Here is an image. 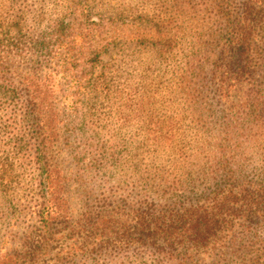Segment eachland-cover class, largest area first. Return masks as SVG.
Instances as JSON below:
<instances>
[{
    "label": "trees",
    "instance_id": "1",
    "mask_svg": "<svg viewBox=\"0 0 264 264\" xmlns=\"http://www.w3.org/2000/svg\"><path fill=\"white\" fill-rule=\"evenodd\" d=\"M163 1L158 20L130 23L121 13L106 31L90 22L93 36L106 37H92L75 63L86 56L96 68L106 49L139 42L166 61L186 43L184 95L201 108L193 146L157 120L155 94H131L108 66L98 78L77 77V90L93 94L46 93L50 65L68 64L67 50L54 48L63 39L48 45L42 35L29 59L19 41L8 46L0 68L41 196L13 240L20 250L0 247V264H45L59 246L54 264L124 256L132 246L133 256L149 252L159 263L264 264V0ZM130 129L140 141L127 154L119 144Z\"/></svg>",
    "mask_w": 264,
    "mask_h": 264
},
{
    "label": "rangeland",
    "instance_id": "2",
    "mask_svg": "<svg viewBox=\"0 0 264 264\" xmlns=\"http://www.w3.org/2000/svg\"><path fill=\"white\" fill-rule=\"evenodd\" d=\"M168 7L163 0H0V62H6V58H9L6 53L8 46L12 47L17 41L29 59L36 40L42 35L48 45L61 38L63 43H56L54 48L67 50L68 64L61 68L50 65L49 71L52 72L55 86L46 93L63 98L70 94H93L91 90H86L85 93L77 90V77L81 76L82 80L98 78L101 73H106L108 66L111 71H118L122 76L123 86L131 89V94H155V111L159 117L157 120L172 125L176 132L187 133L185 144L193 146L197 140L195 133L201 130L198 125L201 108H189L184 95V82L188 73L186 43H180L173 56L166 61L156 62L153 52L142 50L146 43L140 42L130 45L119 43L114 52L106 49L96 68L90 69V62H87L89 57H86L92 51L91 38L104 40L106 37L93 36L90 22L100 24L106 31L109 20L121 13L127 15L126 19L130 23L134 20L142 23V20L148 18L158 20L160 10ZM171 15L165 18L172 20L180 28L186 27V20ZM79 23H82L81 27H78ZM141 34L146 33L141 31ZM116 51L124 53L115 55ZM81 54L86 56L80 59L77 68L75 59ZM1 70L0 68V247L8 249L9 254V248L14 252L20 250L14 247L13 240L20 238L28 228L29 214L41 193L30 163L31 153L24 148L26 126L12 102L15 90L9 85V76L5 79V72ZM173 123H178V127ZM138 141L140 138H136L134 129H130L123 132L119 145L125 147L127 154H130ZM21 149L23 151L20 153ZM158 155L160 154H154V163H158ZM107 189L93 188L92 194L95 197L100 194L106 196ZM59 248L56 247L45 255L48 256L46 260H50L45 264H54L57 256H61ZM135 250L136 246H132L124 256L111 254L96 261L82 257L63 264H167L159 263L149 252L133 256Z\"/></svg>",
    "mask_w": 264,
    "mask_h": 264
}]
</instances>
